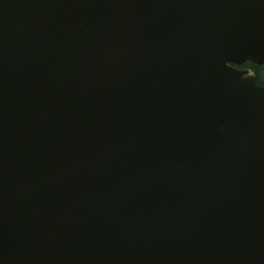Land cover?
I'll use <instances>...</instances> for the list:
<instances>
[{"label":"water","instance_id":"water-1","mask_svg":"<svg viewBox=\"0 0 264 264\" xmlns=\"http://www.w3.org/2000/svg\"><path fill=\"white\" fill-rule=\"evenodd\" d=\"M264 0H0V264H264Z\"/></svg>","mask_w":264,"mask_h":264},{"label":"trees","instance_id":"trees-1","mask_svg":"<svg viewBox=\"0 0 264 264\" xmlns=\"http://www.w3.org/2000/svg\"><path fill=\"white\" fill-rule=\"evenodd\" d=\"M245 67L252 69L256 74V81L260 85H264V66H257L251 62H248Z\"/></svg>","mask_w":264,"mask_h":264}]
</instances>
